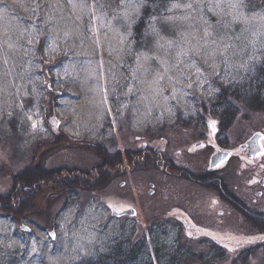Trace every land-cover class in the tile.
Segmentation results:
<instances>
[{"label": "rangeland", "instance_id": "obj_1", "mask_svg": "<svg viewBox=\"0 0 264 264\" xmlns=\"http://www.w3.org/2000/svg\"><path fill=\"white\" fill-rule=\"evenodd\" d=\"M138 56L143 69L133 78ZM261 67L264 0H0V192L8 193L28 166H80L94 173L90 186L72 194L55 180L33 187L24 216L11 210L18 206L13 197L3 201L8 209L0 210V264H82L128 238L148 243L152 256L153 240L170 253L176 244L205 253L212 249L210 230L226 240L216 264H264V231L253 226L247 210L223 195L228 216L218 218L221 204L208 216L195 206L221 196V178L233 196L245 195V182L264 179V156L259 161L238 152L225 169L209 173L221 177L216 193L188 169L206 173V152L193 167L186 150L181 157L177 148L187 137L196 139V127L205 125L198 116L216 121L222 132L216 137L232 148L255 132L264 134V111L246 103L236 102L230 124L212 112L225 91ZM155 88L162 91L153 96ZM128 149L136 150V163L125 172L93 169L107 153L123 157ZM141 154L151 156L141 162ZM164 154L176 165L161 169L153 155ZM178 165L187 167L180 171ZM100 176L105 179L98 184ZM21 188L16 181L14 193ZM113 208L136 213L117 217ZM181 209L199 229L184 225ZM217 220L232 228L219 230ZM250 247L247 259L238 257Z\"/></svg>", "mask_w": 264, "mask_h": 264}, {"label": "trees", "instance_id": "obj_2", "mask_svg": "<svg viewBox=\"0 0 264 264\" xmlns=\"http://www.w3.org/2000/svg\"><path fill=\"white\" fill-rule=\"evenodd\" d=\"M143 21L144 19L142 18L137 23L135 27L136 30H138V28L144 23ZM249 91L251 94H247ZM218 99L219 103L216 105L217 110H213L212 112L217 114V117L226 120L227 124H230L232 119H234L235 107H237L236 102L243 104L246 103L251 109L256 111H264V67H261L251 80L233 87L231 93L225 91L224 95ZM126 153L128 152L126 151ZM116 164H118V160H113L112 153L110 152L107 153L105 161L102 163H96L95 168L93 169L101 170V165H103V167L106 165V169L117 171ZM66 172L69 174L71 173L74 180L70 181V176L64 174ZM20 173H22V175L18 180L15 179L13 188L8 193L0 192V210L4 211L5 209H8V207H3L2 203L13 197V202H16L18 206L17 208L12 207L11 210L15 215H18L17 213L19 212L22 216L25 215L24 212L29 210L25 204H29L27 198L30 197L33 187L41 190L45 188L44 183L50 180H55L56 184L65 182L67 192L72 194L75 193L77 189H86L90 186L87 178L94 174L91 170L84 169L80 166H63L59 167V169H48L43 165L39 166L38 169H35L34 171H30L29 166L25 167ZM104 179L103 176H100L99 178H96L95 181L99 184ZM221 179L225 184L224 179ZM68 180L70 182H67ZM16 181H19L20 185H23L24 188H21V191H17L15 194L14 189L16 188ZM10 192L13 196H10ZM32 195H34L33 192ZM253 223V226H255L256 229L264 231L263 221L256 219ZM152 244L154 246L153 250L151 249V251H154L153 256L150 254L148 243L145 241H133L132 238H128L127 240L121 239L119 242L109 247L108 252L100 254L96 260L87 259L85 262H82V264H130L129 262L132 261L134 262L131 264H216L219 255L225 256V252L222 249L212 244L211 251L205 253L192 252L189 248L180 244L174 245L175 250L170 253V248L167 247V244L160 243V241L154 242V240L152 241ZM250 252L251 248L246 249L242 251L238 257L245 260ZM145 253H147V256H144ZM121 256H125V258L123 259Z\"/></svg>", "mask_w": 264, "mask_h": 264}, {"label": "flooded vegetation", "instance_id": "obj_3", "mask_svg": "<svg viewBox=\"0 0 264 264\" xmlns=\"http://www.w3.org/2000/svg\"><path fill=\"white\" fill-rule=\"evenodd\" d=\"M195 120H197L199 123L204 121V124H205L204 126L198 125L196 127V128H199V131H197L195 133L196 139L193 140L192 138L187 137L188 141L184 142V145L179 144V146H177V148H179L178 154L181 157L184 156L183 150L184 149L186 150L185 157L189 159V161L191 162V165L193 167L199 161L200 155L202 153L206 152L207 156L205 157L204 160L206 162V165L208 166V168L206 170L208 172V173L206 172L207 175L206 176L204 175V174H206V173H204V171L196 173L195 170L188 168L189 170H191L190 172H191V178L192 179H194V177H197L198 175H202L204 178L200 179V182L210 183L209 186H206V184L204 186L208 187L211 190H214L217 193V188L215 186V180L220 179L221 177L216 178V177H213V175H211L209 173H215V172H219V171L225 169L229 160H234V159L236 160L237 159L238 152H240V154L243 155L244 157L252 156V157L257 158L259 161L262 160V157L264 156V134L263 133H261L262 137L259 140L262 150L257 155H249L248 154L249 150L247 148H244L243 153L241 152V149H239L240 146L243 145V143H240V144L238 143L239 145L236 144V146L234 148H232L229 146V145H231L229 143V141H227V143H226L225 141H223L221 139V137L217 138L216 137L217 133L219 136L222 132L220 130H218L219 127L217 124H216L215 129H213L211 127V124H208L210 121H213L212 119H208L207 116H198ZM56 122H55V124H56ZM57 124H58V122H57ZM143 144H145V143H143ZM141 149L144 151L143 148H141ZM126 151L128 153H126ZM126 151L123 155V157H125V155L127 154L126 158H124V159H122L123 157L121 156V154L119 152H117L118 154H116V152L112 153V159L118 160V164H116L117 175L121 174V171L122 172L126 171V169H124V167L129 166V165L132 166L133 165L132 163H134V164L136 163V158H135L136 150L135 149H128ZM130 151H132V152H130ZM145 152H147V151H145ZM218 152H230V154L227 157V159L220 161L217 166L211 167V158L214 154H216ZM153 156L155 159L158 160V163H159L161 169H165V168L170 169L171 168L170 166L176 165L175 161H170L168 163L169 159L166 156V154H164V155H153ZM149 157L147 156V154H144V155L141 154L137 157V159L140 160L141 162H145V160ZM125 159H126V161H125ZM249 159H251V158H249ZM199 166H201V165H199ZM261 166L264 167V164H262ZM184 167H187V166L186 165H178V168L180 169V171H182ZM179 173H182V172H179ZM192 173H196L197 175H194ZM245 181L246 180H244V179L241 180V182H245ZM123 183L124 182L122 181L121 184H123ZM220 185L224 189L223 190L220 189V195L221 196L216 197V194H215V197L212 199V202H213L212 205H209L211 202V199L195 201V206H196V210L198 213H200L203 216H208L211 213V210L214 208L215 205L221 204V205H223L224 210L223 209L220 210V214L218 215V218H220L222 216H228L229 214L227 213V211H228L227 206H229V202H226L225 200H223L221 198L223 195V197L229 196L230 198L233 199L231 201V204L233 206L237 204V205H240L245 210H247V217L249 219H251V220H253V219H262L263 220L264 219V208L261 207V204H264V179L261 176L256 178L253 183L249 182V184H248V181L245 182L244 188L242 189L243 193L245 195L238 194L236 196L235 195L233 196L231 194V191H233V189L231 190V188L227 185L226 182H225V184L221 183ZM258 185L260 186L259 189H258ZM253 186H254V188H253ZM242 196L243 197L249 196V197L243 198ZM217 198L219 200H221V202L218 201ZM199 203L207 204L208 209L206 211H201L198 208ZM123 210H125V209H123ZM181 210L186 214V218L184 219V225L186 224L187 228L188 227H196V224L193 221L192 216L188 215V212L185 211L184 209H181ZM249 222H251V221H249ZM251 223L254 224L253 222H251ZM215 224H216L215 227L217 226L219 230L223 227H224V229H231L232 228L231 225H229L228 227L222 226L220 221H218V220ZM196 228L199 229L198 227H196ZM206 238L212 242L211 243L212 245H214V246L222 249L224 252H226L224 250L226 248V245H225L226 240L225 239L217 238V236L215 235V232H212V230H210V234L206 235Z\"/></svg>", "mask_w": 264, "mask_h": 264}, {"label": "water", "instance_id": "obj_4", "mask_svg": "<svg viewBox=\"0 0 264 264\" xmlns=\"http://www.w3.org/2000/svg\"><path fill=\"white\" fill-rule=\"evenodd\" d=\"M57 124V122H56ZM262 137L261 133H255L247 142L245 145H243V148H247L248 154L249 155H257L261 150L260 146V138ZM230 152H218L214 154L211 158V167L217 166L218 163L222 160L227 159L229 156ZM112 212L114 215H122V214H129V215H134L136 213L135 209H127L123 212H118L114 208L112 209ZM24 229L29 230V227L24 225ZM54 232H51L50 235L53 238L54 236L52 235Z\"/></svg>", "mask_w": 264, "mask_h": 264}, {"label": "snow or ice", "instance_id": "obj_5", "mask_svg": "<svg viewBox=\"0 0 264 264\" xmlns=\"http://www.w3.org/2000/svg\"><path fill=\"white\" fill-rule=\"evenodd\" d=\"M179 6H180V5H177V4H173V5H172L173 8H176V7H179ZM136 7H137V9H138V8H139V5H136ZM186 7L191 8V5L189 4V5H187ZM169 19H173V18L169 17ZM152 30H153L154 32L156 31V29H155L154 26H153V29H152ZM157 35H158V33H157ZM168 44H169V46H170V45L172 44V41H168ZM193 50L196 51L197 54H199V49L195 48V46H193ZM187 51H188V49H184V50H182V52H181L180 54H181V55H186V54H187ZM143 59H144V61L146 62V61L149 59V57L144 56ZM244 66H245V65H241V67H244ZM138 69H143V65L140 63V57H139V56L137 57V67H136V69H133V78H135V73H136V71H137ZM196 71L199 73V72H201V69H200V68H197ZM163 78H164V77H163L162 75L157 76V80H161V79H163ZM189 87H191V84H189ZM161 91H162L161 89H159V88H155V89L153 90V96L159 94ZM210 124H211V127H212L213 129H215V128H216V124H217V122L213 120V121L210 122ZM33 127H34V128L36 127V124H35V123L33 124ZM119 211L122 212L123 209H120ZM52 235L54 236L55 233H53ZM189 235H191V234L189 233ZM262 238H264V237H262ZM34 250H35V249H34Z\"/></svg>", "mask_w": 264, "mask_h": 264}]
</instances>
